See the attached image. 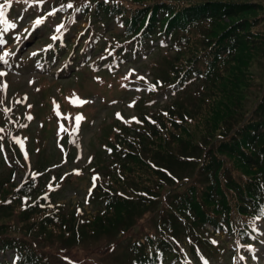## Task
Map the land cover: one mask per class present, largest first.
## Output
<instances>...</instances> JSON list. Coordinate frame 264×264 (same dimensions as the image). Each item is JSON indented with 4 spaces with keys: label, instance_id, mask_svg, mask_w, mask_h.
<instances>
[{
    "label": "trees",
    "instance_id": "16d2710c",
    "mask_svg": "<svg viewBox=\"0 0 264 264\" xmlns=\"http://www.w3.org/2000/svg\"><path fill=\"white\" fill-rule=\"evenodd\" d=\"M45 1H56L66 17L64 35L77 20L90 22L82 44L64 36L54 44L60 67L77 65L99 29L114 23L122 32L104 43L108 63L141 59L154 44L167 51L145 110L123 127L116 120L114 135L100 136V149L89 154L97 158L87 197L98 207L92 217L81 203L66 212L54 199L82 169L66 171L50 159L47 142L24 153L17 141L27 120L0 117V255L16 251L17 264H188L185 240L203 264L224 261L230 243L254 246L255 221H264V0ZM96 53L89 63H100ZM94 74L114 76L102 67ZM60 141L77 156L71 137Z\"/></svg>",
    "mask_w": 264,
    "mask_h": 264
},
{
    "label": "rangeland",
    "instance_id": "374dc122",
    "mask_svg": "<svg viewBox=\"0 0 264 264\" xmlns=\"http://www.w3.org/2000/svg\"><path fill=\"white\" fill-rule=\"evenodd\" d=\"M44 11L47 12L43 13ZM49 11L51 9L48 3L42 6L19 4L11 7V12L5 15L4 22H0V41H2L0 43V72L4 73L0 76V117L3 115L2 112L5 113L4 109L18 111L15 113L16 116L25 118L29 123L27 132L19 134L20 140H25L24 136L29 135L25 146L26 150L30 148L31 151H36L37 141H42L40 145L47 142L46 155L50 159L59 162L66 158V171L79 169L78 171L81 172L82 169L78 178L65 184L54 199L65 205L66 212L74 210L75 205L81 203L85 215L92 217L98 212V207L96 203H88L86 197L94 188L92 181L94 175L91 174V167L97 158L91 161L89 154L93 148L100 149V144H98L100 136L110 129L111 135H114L116 131L113 127H118V125H114L117 119L120 120L119 126L123 127L127 120H133L134 117L141 115V110H145L143 109L144 104L142 109L140 106L148 90L147 84L155 76L156 64L166 55L167 50L158 51L154 44L146 52V55L141 56V59L136 60L127 56L120 66H112L114 76L94 74L90 71V68H93L92 65L82 67L84 66L82 60L73 68L69 65L58 68L60 62H56L55 56L51 58L49 64L47 62L50 58L49 39L52 35L57 37L63 31L66 22L60 13L55 12L47 17ZM9 16L15 19L13 23L15 27L7 25L6 17ZM45 16L46 19H44ZM37 20L43 21L37 25ZM88 25V21H79V24L71 29L68 38L72 44L83 43L82 35ZM58 28L59 31H57ZM99 30L102 37L95 46H90L86 61H89L94 51H97V58L100 59L104 56L105 41L122 32L119 23L109 24L108 27L105 26ZM77 72L80 76H74ZM128 73H131L134 78L129 85L125 83L124 79H121L122 75ZM56 80L60 82L56 83ZM74 94L89 103L82 107L73 106L71 100ZM170 97V93L166 96L160 95L155 104L164 105ZM29 116L32 117L31 120L27 118ZM77 116H82V121L88 122L81 129L75 131ZM62 125L64 131L61 130ZM68 129H72V131ZM66 137L73 139V148L77 156L63 153V145L60 140H64ZM56 138L58 139L55 140ZM105 157L108 155L105 154ZM4 158L0 142V161L3 162ZM36 158L37 156L33 155V163L36 162ZM4 166L0 172L6 171ZM20 177L21 175L18 173L15 174L17 181H20ZM256 226L257 229L254 233L257 243L252 246L253 249L246 250L237 243H230L228 246L230 251L228 249L226 252L225 260L221 261L214 257L211 259L212 261H208L209 264H264V222L256 223ZM216 238L231 241L224 237ZM183 247L189 258L188 264H201L202 261L192 254L185 240ZM231 251L239 256H230ZM107 256L109 255L104 253L102 258ZM15 261L16 254L14 252L0 257V264H15ZM165 264L184 263L172 261Z\"/></svg>",
    "mask_w": 264,
    "mask_h": 264
},
{
    "label": "snow or ice",
    "instance_id": "6c2138e0",
    "mask_svg": "<svg viewBox=\"0 0 264 264\" xmlns=\"http://www.w3.org/2000/svg\"><path fill=\"white\" fill-rule=\"evenodd\" d=\"M25 3H27V0H25ZM11 6V0H8L7 3H0V22H4V18L6 15V9L9 8ZM68 7H71V5H68ZM54 13H49V15H53ZM42 21L41 20H37L36 24L39 25ZM9 27H15L14 24L9 25ZM4 31H7V29H4ZM57 31H59V28L57 29ZM0 43H2V41H0ZM4 75L3 72H0V76ZM141 79H143V77H141ZM6 88V86H5ZM71 102L73 103V106H78V107H82L83 105L89 103V101L86 100H82L79 97H76L74 94V97L72 98ZM30 107V105H29ZM4 111L7 113L8 111H10L9 109H4ZM57 111H58V106H57ZM29 120L32 119V117H27ZM83 120L82 116H77L75 118V131L79 130L80 127V123ZM61 130L64 131L65 129L63 128V125L61 126ZM0 131H2V129H0ZM17 143H21L20 141H17Z\"/></svg>",
    "mask_w": 264,
    "mask_h": 264
}]
</instances>
